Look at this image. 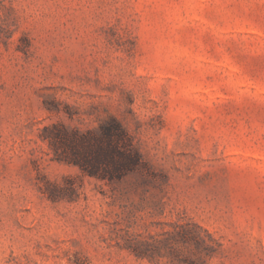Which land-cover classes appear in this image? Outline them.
Wrapping results in <instances>:
<instances>
[{"label":"rangeland","instance_id":"obj_1","mask_svg":"<svg viewBox=\"0 0 264 264\" xmlns=\"http://www.w3.org/2000/svg\"><path fill=\"white\" fill-rule=\"evenodd\" d=\"M110 117L119 180L43 138ZM0 264H264V0H0Z\"/></svg>","mask_w":264,"mask_h":264},{"label":"trees","instance_id":"obj_2","mask_svg":"<svg viewBox=\"0 0 264 264\" xmlns=\"http://www.w3.org/2000/svg\"><path fill=\"white\" fill-rule=\"evenodd\" d=\"M43 137L53 146L59 161L77 165L89 175L109 181L119 180L141 165V158L124 128L110 117L84 133L54 128Z\"/></svg>","mask_w":264,"mask_h":264}]
</instances>
